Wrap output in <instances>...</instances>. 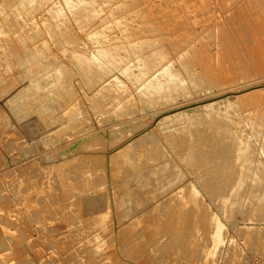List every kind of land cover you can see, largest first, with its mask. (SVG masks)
<instances>
[{
  "label": "rangeland",
  "instance_id": "obj_1",
  "mask_svg": "<svg viewBox=\"0 0 264 264\" xmlns=\"http://www.w3.org/2000/svg\"><path fill=\"white\" fill-rule=\"evenodd\" d=\"M107 1H109L108 5L103 6L105 9L103 14H106L107 10L119 0ZM195 7L197 9L191 8L194 10L189 12L192 14V19L190 17L187 21L184 18L185 21H181L183 25L160 28L163 29L162 32L172 34L174 37L179 36L181 27L182 32L190 31L180 38L196 32L200 37H205L207 50L215 47L211 49L214 52L215 32L222 25L219 9L216 7L199 9L197 5ZM196 11L199 14H196ZM163 12H157L158 18L163 20L162 24L168 25L170 18L177 11ZM40 13L35 11L32 15L39 17ZM201 13L206 16L203 17ZM209 24L211 27L206 31L205 28ZM91 28L87 27L85 33L75 38L76 44L73 48L76 47L75 49L79 51L78 48L81 47L79 53L85 51L89 53L94 48V44L90 41L79 42L80 38L92 30ZM28 30L38 37L26 36L24 40L26 45L34 47L40 38H46L36 29L26 28L23 33ZM73 31V27L64 29L68 36H71ZM0 41L6 43L8 53L17 50L18 45L15 40L7 44L6 36H0ZM109 44L107 45L110 46ZM261 44L260 47H263L264 44ZM165 46L168 56L173 58L170 56L175 55L173 47L169 43ZM56 49V46L52 45L51 51L56 52ZM261 55H264V52L258 53L257 61H253L256 65L261 60V64L264 63V56ZM3 57L2 54L0 56V264H264V217L256 216L255 220H251L243 214H238L236 216L239 217L232 218L233 220L227 217L224 219L221 211L218 210L219 206H216L218 205L216 201L214 199L211 201L205 194L203 188L196 182V175L190 172L187 164L171 151H167L169 145L166 138L169 129L180 121L170 118L162 123H156L168 113L189 109L190 112L185 114L184 118L193 120L194 130L207 133L212 130V125L208 119L203 118L205 112L218 111L224 114V122L231 131L249 139L253 136L259 138L261 135L259 138L261 143L264 137V87L257 91L246 89L254 84H263L264 71L260 73V69L256 70L258 73L255 75L252 68L249 69L247 66L248 71L239 75L241 71L236 68L245 62L237 60L238 56L234 54L231 56L233 60L229 58L211 67L218 74L219 81L211 84L208 89L190 90L170 101L148 104L138 99L137 94L134 93L135 88L130 89V83L124 76L119 77V80L127 83V88L112 86L107 91L95 93V85L93 88L91 85L87 88L86 83L80 78L74 58L68 57L67 54L46 58L48 70L42 72L38 67L36 75L31 77L26 76L24 70L19 67H13L10 71L5 70L6 63L3 64L5 60ZM11 61H14L12 57ZM59 64L72 74L66 78L64 76L63 82L68 83V86L72 84L70 89L67 85L58 84L54 87L52 95L46 93L42 97L50 113L46 121L42 115L44 108L39 107L41 102L30 103L24 101V97L32 93V90H27L28 88L39 89L42 86L46 87L52 80L57 81L59 73L56 70ZM176 64L174 62V69L177 68ZM247 65L250 66V63ZM96 81L98 79L94 82ZM243 83L244 86L241 85ZM238 85L239 87H236ZM24 91L26 93L20 97V93ZM239 91L241 93L234 95ZM224 96L225 98L227 96V99L230 97L231 100L228 101ZM206 101L213 103L211 109L202 107ZM142 137V141L127 147L130 141ZM150 140L165 146L167 159H170L181 172L182 177L180 176L169 186L167 184L171 180L168 172H158L157 176L151 175L155 168V162L151 159L144 161L138 168H127L128 161L135 155L133 150H138ZM259 142L257 144H260ZM254 156L256 158L260 155L256 152ZM78 166L81 168H77ZM137 172H140L142 177L138 180L135 179ZM191 182L198 184L199 189L201 209L197 216L201 218L204 215L203 206H205L213 217L220 218L224 223L222 242L218 244L219 246H215L218 252L215 250L213 259L208 258L209 261L204 254L210 242L209 227L202 228L198 220L194 219L195 215L190 213L189 217L192 228L198 227L196 232L194 229L189 236V226L179 233L192 240V245L184 246L182 237L167 236L169 234L162 225L168 206L185 205L186 209L189 206L190 209L193 208V204L188 199ZM162 185H166L164 190L160 189ZM133 198L141 199V204L137 207L131 204ZM100 216L103 218L99 220ZM149 226L150 231L147 228ZM13 237L14 239H10ZM9 239L10 241H7Z\"/></svg>",
  "mask_w": 264,
  "mask_h": 264
},
{
  "label": "bare ground",
  "instance_id": "obj_2",
  "mask_svg": "<svg viewBox=\"0 0 264 264\" xmlns=\"http://www.w3.org/2000/svg\"><path fill=\"white\" fill-rule=\"evenodd\" d=\"M108 2L109 1L107 0H1L0 36H6L7 44L11 40H15L19 46H16L17 50H14V52L9 51L8 53L6 43L0 41V56H2V54L4 55L3 58L5 60L3 61V64L4 62L6 63L4 69L10 71L13 67H19L24 70L26 76L31 77L36 75L38 67L41 68L42 72L48 70L45 62L46 58L56 55L66 56L67 54L68 57L70 56L74 58L80 78L86 83L87 88L90 85L91 88H93L95 85V93L102 90L107 91V89L112 86L115 88H127V83L125 84V82L123 83L119 80V77L124 76L130 83V89L135 88L134 93L137 94L138 99L148 104H157L160 101H170L174 97L186 94L190 90L201 91L208 89L211 84L219 81L218 74L214 71V68L211 69V67L223 63L234 54L238 56L237 60L240 59L243 63L245 62L244 64L241 63L242 65L240 64V66L236 68L238 71H241L238 73L239 75L245 74L246 71H248V67L249 69L252 68L255 75L258 73L256 70L259 71L260 69V73L264 71V66H262L264 63L261 64L262 60L261 62L259 61L260 63L257 62V65L253 62L254 60L257 61L256 57L258 53L261 54V52H264V46L260 47V44L264 41L262 39L264 38V0H144L143 2L141 0H119L107 10L106 14H103L105 11L103 6L108 5ZM196 5L199 9L208 7H216L219 9L220 17L222 18V25L218 31L215 30L216 35L213 43L216 44V49L214 52L212 50L215 47L213 49L211 48L212 50H207L206 43L204 42L205 37H200V34L196 32H191V35L189 34L182 38H180L182 35L190 31L182 32V27L179 28L181 29L180 33H178L179 36H175L178 38H175L172 34L162 32L165 27L183 25L181 21L184 22V18L187 21L190 19L192 14L189 12L197 9V7H195ZM168 10L171 12H177L172 18H170L171 21L168 19L170 23L164 25L162 24L163 20L158 18L159 15L157 12L159 11L160 13L161 11ZM35 11L41 12L39 17L32 15V12ZM180 11L182 12L181 14ZM226 11H228V13H226ZM197 12L198 11H196V14H199ZM202 16L204 17L206 15ZM161 18H163V16ZM67 27H73L74 29V33L71 36H68L64 32V29ZM87 27H92V30L86 33L83 38H80L79 42L82 40H85L86 42L90 41V43L92 42L94 44V48L92 50L90 49L91 51L89 53L86 51L84 53H79L81 47L78 48L79 51L75 49L76 47L73 48L76 44L75 38L79 34L85 33ZM210 27L211 25L209 24L205 30L207 31ZM7 28L9 29L7 30ZM26 28L36 29L43 33L46 38H40L38 44L34 45V47L26 45L27 43L24 42L26 36L38 37L32 34L29 30L23 33ZM164 40H168V43L173 47L175 55H170L173 56V58L168 56L165 46L168 45V43L163 42ZM197 40L200 42L198 43ZM109 43L115 44L110 45ZM255 43H257L256 46H254ZM52 45L56 46V52L51 51ZM256 51H258V53H256ZM259 56L260 55H258V58ZM262 56L264 55H261V57ZM11 57L14 61H11ZM174 62L177 63L176 69H174ZM249 63L250 66L247 65ZM56 71L59 73L56 78L58 79L57 81L52 80L46 87L42 86L39 89L28 88L27 90H32V93L24 97V101L27 100V102L30 103L41 102L39 107L42 106L41 108H44L42 112L43 114H41L44 115L43 119L46 121V118L50 116V113L47 105L43 103L42 97L46 93L52 95L51 93H53L54 87L58 84L67 85L68 83L63 82L62 80L64 76L65 78L68 75L72 76V74H69L67 71V68H63L60 64L57 66ZM258 75L256 77H258ZM45 76H47V74H45ZM96 79H98V81L94 82ZM257 80L256 82H258ZM71 84H69V86L67 85L69 89ZM241 85L244 86V83ZM236 87H239V85ZM263 87L264 83L254 84L248 89H245L248 91L251 89L257 91ZM234 88L230 89L234 90ZM26 91L21 92L19 96L23 97V94H25ZM239 93H241V91L235 92L234 95H238ZM227 96L226 98L224 96V98L227 99ZM230 96H232V94ZM131 97H133V94H131ZM229 99L227 100L229 101ZM199 100L201 101V99ZM211 102L207 103L206 101L204 102L205 105L204 103L203 105L199 104L202 105V107L211 109L213 104ZM173 112L166 115L164 114L165 116L160 119L158 118V121L156 120L157 124L167 121L170 118H176L175 120L180 121V123H176L169 129L166 140L170 149L167 148V151H171L173 155H176L181 161L187 164L191 170L190 172H193L196 175V182L203 188L205 194H207L210 200L214 199L218 204L216 206H219L218 210L221 211L222 217L224 219L225 217L235 219V217H239L236 216L238 214H243V216L248 217L247 219L251 220H255L256 216L257 218L258 216L261 218L264 217V137L261 139L262 141L260 143L259 138L261 135L259 138L258 136H253L251 139L238 135L236 132L231 131L229 126H226V123L224 122V114H221L218 111L214 113L210 110L205 112L203 118L208 119L209 123L212 125V130L207 133L194 130L193 120L191 118H184V115L190 112L189 109ZM142 140L143 137L136 141H130L127 147H131V145L133 146V144ZM258 142L260 144H257ZM253 143H255V145H253ZM160 144H157L155 140H150L149 142H145L142 147L140 146L138 150L133 148L135 155H133L128 161L127 168H138V166L144 161L151 159L155 162V168H153L154 171L151 175L157 176L158 172H168L170 174L169 179L171 180L167 184V186H169L181 176V172L174 164H172L173 162L170 159H167L168 153L164 148L165 146L163 147V145L161 146ZM255 151L258 152L260 155L259 157L255 158ZM77 168H81V166H78ZM138 178H142L140 177V172H137L135 175V179L138 180ZM198 184L195 185L191 182L190 188L188 187V194L190 196L188 199H190V202L193 204V208H191L192 210L190 209V206L186 209L187 207H185V205L168 206L164 214L165 216L163 217L162 225L163 229L169 234L167 236L182 237L184 239V246L192 245V240L179 233L182 229L189 226V236H191L194 229V232H196L198 227H195L194 229L192 228L189 217L191 214L195 215L194 219L198 220L202 228L203 226L205 228L209 227L208 240H210L212 244L210 245V242H208L209 246H206L204 254L207 259H213L216 250L215 246L222 242L224 223L220 218L213 217V215L207 211L205 206H203L204 215L201 218L197 216L201 209V206L199 205ZM33 185L36 184L33 183ZM165 188L166 185L160 187L161 190H164ZM12 193L17 194L18 192ZM131 202V204H135L137 207V205L141 204V199L134 200L133 198ZM96 211L98 212L99 210ZM102 218L103 217L100 216L99 220ZM234 223L235 222H233V224ZM196 224L198 223L196 222ZM147 228L150 231V226ZM17 230L19 231L18 228ZM261 235H263V232ZM10 239H14V237ZM10 239L7 241H10ZM216 252L218 251L216 250ZM209 260L210 259L207 261Z\"/></svg>",
  "mask_w": 264,
  "mask_h": 264
}]
</instances>
